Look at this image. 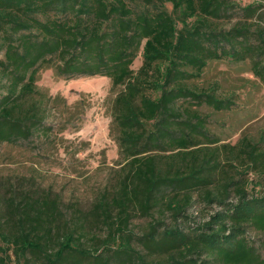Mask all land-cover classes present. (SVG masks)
Masks as SVG:
<instances>
[{"label":"trees","instance_id":"1","mask_svg":"<svg viewBox=\"0 0 264 264\" xmlns=\"http://www.w3.org/2000/svg\"><path fill=\"white\" fill-rule=\"evenodd\" d=\"M263 7L0 0V146L53 141L58 99L37 83L53 69L110 78L119 155L85 209L49 188L0 189V264L12 252L20 264H264L247 236L264 231V137L223 142L211 116L235 100L200 82L211 62L228 61L249 62L264 85Z\"/></svg>","mask_w":264,"mask_h":264},{"label":"rangeland","instance_id":"2","mask_svg":"<svg viewBox=\"0 0 264 264\" xmlns=\"http://www.w3.org/2000/svg\"><path fill=\"white\" fill-rule=\"evenodd\" d=\"M236 1L243 6L264 4V0ZM140 64L139 57L134 68ZM200 82L218 84L219 93L235 100L230 111L213 113L204 108L205 112L213 113L212 130L223 142L235 143L243 135L256 141L264 137V85L251 72L249 62H211ZM37 83L40 89L58 99L48 118L55 124L54 139L50 143L36 138L34 144L0 146L1 194H6L9 188L21 191L39 186L52 189L65 204L76 201L88 208L118 167V145L111 133L110 115L116 91L108 77L63 79L53 69H43ZM67 106H71L69 111ZM199 211V208L193 211L196 223L205 220ZM210 212L211 208L204 214ZM247 236L264 256V231L251 227ZM11 254L9 264H20L15 254Z\"/></svg>","mask_w":264,"mask_h":264}]
</instances>
